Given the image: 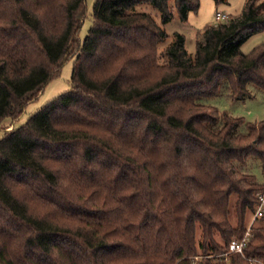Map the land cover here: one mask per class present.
<instances>
[{"label":"trees","instance_id":"trees-1","mask_svg":"<svg viewBox=\"0 0 264 264\" xmlns=\"http://www.w3.org/2000/svg\"><path fill=\"white\" fill-rule=\"evenodd\" d=\"M258 1L190 55L162 24L200 0H96L84 39L87 0H0V129L74 57L72 88L0 138V264H264V214L224 256L264 188V119L208 103L264 94Z\"/></svg>","mask_w":264,"mask_h":264},{"label":"rangeland","instance_id":"rangeland-1","mask_svg":"<svg viewBox=\"0 0 264 264\" xmlns=\"http://www.w3.org/2000/svg\"><path fill=\"white\" fill-rule=\"evenodd\" d=\"M96 0H87V14L80 31V38L84 39L89 28L93 23V7ZM247 0H227L225 2H216L215 0H200V7L196 12H190L188 19L183 21L178 11L174 10V18L165 24H162L166 32L171 36L178 31L186 37V48L190 55L195 54L196 37L199 30L208 24L223 22L216 19V12H225L229 15H238L242 12ZM264 0H259L258 3ZM139 11L151 13L158 22L161 23L160 13L151 4L142 3L136 7ZM171 41L168 38L160 46V54L163 56L165 46ZM264 41V32H258L251 36L243 45L242 51L248 53L254 46ZM164 58H161L163 61ZM74 68V57L68 59L61 68L60 74L54 77L45 86L44 90L25 108L20 118L12 120L7 119L3 122L0 129V138L5 131L12 130L15 126L23 125L33 114L38 112L43 106L57 98L59 95L69 91L72 88V72ZM208 103L219 108L221 112L229 113L233 116L244 117L247 121L256 122L264 119V94L254 93L253 98H247L244 101H235L227 96H216L209 98ZM255 160H250L247 165V171L256 175L259 182L264 183V171ZM246 221L248 226L252 221L253 215L247 212Z\"/></svg>","mask_w":264,"mask_h":264},{"label":"built area","instance_id":"built-area-1","mask_svg":"<svg viewBox=\"0 0 264 264\" xmlns=\"http://www.w3.org/2000/svg\"><path fill=\"white\" fill-rule=\"evenodd\" d=\"M229 18V14L225 12H216V19L219 21L227 20ZM255 198L257 200V206L253 213L252 221L248 226L244 236L241 239H233L229 244V251L224 254V256H228L229 253H238L244 256L245 247L248 243V240L252 233V227L256 223L257 219H259L264 214V188L259 189L255 193ZM259 261L257 259H251V264H257Z\"/></svg>","mask_w":264,"mask_h":264}]
</instances>
